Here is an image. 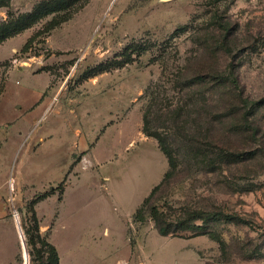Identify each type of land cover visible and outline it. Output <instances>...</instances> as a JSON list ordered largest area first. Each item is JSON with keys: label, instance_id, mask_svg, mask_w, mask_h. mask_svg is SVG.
I'll use <instances>...</instances> for the list:
<instances>
[{"label": "rangeland", "instance_id": "374dc122", "mask_svg": "<svg viewBox=\"0 0 264 264\" xmlns=\"http://www.w3.org/2000/svg\"><path fill=\"white\" fill-rule=\"evenodd\" d=\"M39 1L11 0L0 22ZM125 49L131 62L81 78ZM241 98H264V0H80L7 38L0 264H24L22 240L29 264H53L37 233L58 264H264V101ZM143 116L176 158L150 200L167 236L151 206L132 217L168 169Z\"/></svg>", "mask_w": 264, "mask_h": 264}, {"label": "trees", "instance_id": "16d2710c", "mask_svg": "<svg viewBox=\"0 0 264 264\" xmlns=\"http://www.w3.org/2000/svg\"><path fill=\"white\" fill-rule=\"evenodd\" d=\"M79 1L80 0H41L38 3H36L29 12L19 14L16 17H10L6 21L0 22V44L3 41H5L7 38L13 37L23 32L24 30L30 28L35 23H37L39 20L48 16L49 14H55L60 11H65L71 8L74 4H76ZM85 1L86 0H84V2ZM10 2L11 0H0V8L8 7ZM57 24H58V21H55V20L50 21L41 31H38L33 36H31L25 42L21 50H25L28 47L31 40L35 36H37L38 34L44 31L46 32L49 31L50 29L54 28ZM126 49L122 53L123 56L121 58H113L109 61L100 62L94 67H90L86 71H84L81 75V78L87 79L89 77L96 76L103 72L109 71L113 68H120L126 63L131 62L132 61L131 52L130 53L126 52L127 51ZM241 101L243 105L249 110V109H253L254 107L261 105L264 101V98L260 100H249L248 98H241ZM243 127L253 130L252 126L248 122V119H245L243 121ZM142 132L146 133L148 136H154L158 140V147L160 151L164 154L167 160L168 169L164 173V176L162 180L160 181V183H158L151 189L150 193L143 199L140 206L135 210L132 216L134 222H143L145 220V208L148 207V205L151 206L150 200L152 196L154 195V193L156 192L160 184L163 182L164 178L166 176H170L174 172L177 166L176 158L173 156L172 151L168 147V145L164 143L158 135L156 134L152 135L146 132V122L144 120V116H143ZM63 184H64V181H62L57 186V189L59 190L60 194L63 192ZM50 192H53V189ZM48 194L49 193L46 192V193L41 194L40 196L45 197ZM149 215L153 219L155 228L160 235L167 236L169 233L172 232L169 230L168 225L164 226V223L162 221L163 220L162 213L159 212V209L157 207L151 206L149 208ZM32 217L34 219L35 229L38 230L37 218H36V214L33 208H32ZM226 218L232 221L237 220V217L232 216V215L226 216ZM194 227H197V226H194ZM209 236L212 239L216 240L219 246L224 247L225 243L222 239L218 237H214L212 233H209ZM36 238L38 240L37 242L41 245V249L43 248L45 251H48L49 260L53 264H58V254H57L55 246L45 236H41L38 233L36 234Z\"/></svg>", "mask_w": 264, "mask_h": 264}, {"label": "bare ground", "instance_id": "6f19581e", "mask_svg": "<svg viewBox=\"0 0 264 264\" xmlns=\"http://www.w3.org/2000/svg\"><path fill=\"white\" fill-rule=\"evenodd\" d=\"M23 257H24V264H29V255L27 253V251L25 250L24 246H23Z\"/></svg>", "mask_w": 264, "mask_h": 264}, {"label": "water", "instance_id": "95a60500", "mask_svg": "<svg viewBox=\"0 0 264 264\" xmlns=\"http://www.w3.org/2000/svg\"><path fill=\"white\" fill-rule=\"evenodd\" d=\"M162 1H170V0H162ZM22 245L24 246V248H25V243H24V241L22 240Z\"/></svg>", "mask_w": 264, "mask_h": 264}, {"label": "built area", "instance_id": "2783aa9c", "mask_svg": "<svg viewBox=\"0 0 264 264\" xmlns=\"http://www.w3.org/2000/svg\"><path fill=\"white\" fill-rule=\"evenodd\" d=\"M38 64L41 65V62H39Z\"/></svg>", "mask_w": 264, "mask_h": 264}]
</instances>
